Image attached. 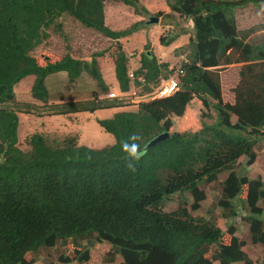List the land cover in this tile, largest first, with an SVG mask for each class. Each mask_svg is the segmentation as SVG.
Listing matches in <instances>:
<instances>
[{"label":"trees","instance_id":"16d2710c","mask_svg":"<svg viewBox=\"0 0 264 264\" xmlns=\"http://www.w3.org/2000/svg\"><path fill=\"white\" fill-rule=\"evenodd\" d=\"M108 1L0 0V264H35L34 256L60 248L72 256L62 253L59 264H86L92 239L109 245V264L116 258L120 264H257L233 224L247 222L250 243L264 246V182L248 177L255 147L264 138V43H249V33L240 36L234 12L264 0H166L173 13L193 23L191 31L180 32L189 36L188 53L178 67L183 75L173 95L141 102L135 112L97 119L113 135L112 146L94 150L74 138L57 143L35 133L28 152L18 147L19 111L12 106L14 86L23 79L34 77L30 94L44 104L49 100L46 79L57 73H65L69 83L86 74L101 95L108 93L96 61L104 52L89 60L50 51L43 58L35 55L51 27L62 34V18L114 41V51L106 52L123 97L139 77L150 93L160 78L174 72L145 50L136 80L128 79V54L119 40L145 23L110 29ZM116 1L148 15L138 0ZM155 16L171 18L161 12ZM177 37L169 33L159 43L168 47ZM230 65L240 66L232 103L223 101L220 79ZM91 96L86 103L56 106L57 114L122 106L123 97L100 98L97 91ZM162 133L169 138L147 148ZM222 173L228 176L220 183L217 206L226 231L211 217L191 214L206 199L201 186ZM184 194L192 199L191 210L185 202L175 211L163 210L167 199Z\"/></svg>","mask_w":264,"mask_h":264},{"label":"rangeland","instance_id":"374dc122","mask_svg":"<svg viewBox=\"0 0 264 264\" xmlns=\"http://www.w3.org/2000/svg\"><path fill=\"white\" fill-rule=\"evenodd\" d=\"M238 1V0H234ZM141 7L146 9L148 15L137 14L131 7L125 6L116 0H109L106 3V24L109 28L120 31L124 28H129L135 22L145 20V24L151 18H157L156 13L161 12L165 15L171 16V18L158 17V24H150L146 28L149 31L147 34L145 30H140L137 32L135 37H133L132 42L126 45L125 49L132 53L129 57L135 58L138 61V56L145 52V50L153 51L160 56L161 59H157L161 62H171L172 65L175 64V57L187 46L179 48L177 50L166 51L164 46L159 44V39L161 36L167 34V26H170L169 31H179L184 29L191 31V23H188L182 17L172 14V11L168 7L166 0H138ZM237 29L240 36L244 33H249L248 41L251 44L264 43V3L259 6H254L249 4L243 8H238L234 12ZM62 28V34L55 31L54 27L48 30L49 38L46 40L44 45L40 46L36 51L35 55L38 58H43L46 51H51L56 56H64L65 54H71L77 58L91 57L95 53H107L106 50L114 51V41L110 40L97 33L94 30L87 29L81 26L77 21L70 17H65L60 20ZM64 37L66 39H64ZM138 43V44H137ZM143 46V47H142ZM155 51V52H154ZM173 51V52H171ZM175 51V52H174ZM175 54V55H174ZM174 55V56H173ZM140 57V56H139ZM165 60V61H164ZM138 64V63H137ZM136 64V67H137ZM178 65V64H176ZM102 67V68H101ZM100 73L102 75L105 85L108 87V93L112 96L113 93L118 92V83L116 81L115 69L112 63L108 67L101 65ZM131 67V66H130ZM132 68V67H131ZM239 65H230L224 68L220 72V79L222 82L223 99L226 102H232V89L235 87L238 80ZM53 77L59 78L56 81L51 80ZM34 81V77L29 76L19 82L14 86L15 93V104L14 107L19 112L17 113L19 118L18 127V147L23 152H28L30 147L28 145V139L32 134L38 133L43 135L47 140L61 143L65 138H74L79 146H85L90 149L98 150L103 149L108 146H112L115 143L113 135L104 131L95 118L96 115L88 114V112H69L66 114H57L58 110L51 105H45L44 103L32 98L30 90ZM92 81L89 76L85 74V78L80 81L81 85H89ZM62 85H61V84ZM68 93L71 95L73 93L74 102L80 101L81 103L89 101L92 96V91L89 87H83L82 91L79 92L74 83L66 82V74L57 73L47 78L46 87L49 92V100H62L63 98H68L65 95V90L69 88ZM96 86V85H95ZM99 91V89L97 90ZM134 95L121 96L117 93L118 97L122 98V107L116 109L119 111H137L138 102L150 101L154 94H145L143 88H134ZM153 91V90H152ZM151 91V92H152ZM150 92V93H151ZM56 95L57 97H53ZM61 93V94H60ZM69 95V96H70ZM48 100V101H49ZM116 113V112H115ZM57 114V115H56ZM211 114L214 116V112L211 110ZM234 121V119H233ZM206 123H212V120L206 119ZM54 129L51 132H47L45 128ZM50 134V135H45ZM67 135V136H63ZM257 157L250 167H248V177L249 178H261L264 182V138L261 139L255 147ZM242 162L245 159H242ZM228 173H222L218 176L217 181L204 184L201 189L206 195V199L201 202L200 208L196 211L191 212L194 216L213 218L216 223L226 231V219L223 218V210L217 206V201L220 196L221 186L220 183L226 179ZM245 193H242L243 198ZM191 210L190 206L192 204V199L189 194H184L182 196L176 195L164 202L163 210L166 212H171L177 210L182 203ZM264 211V210H263ZM241 214L246 215L245 211ZM264 218V217H263ZM236 229V235L240 237L246 244L245 250L247 251L249 257L255 261L257 264L264 262V246L263 245H252L249 240L248 225L247 222L243 220L234 221L233 224ZM88 250L90 251V261L86 264H109L106 260V253L109 250V245L105 243H97L94 239L90 240L87 244ZM68 254L71 257V253L66 251L64 248L50 251H42L39 257H35V264H45V262L58 263V257L62 253ZM50 254V257L47 255ZM27 259L31 260L32 256L27 255ZM121 259L116 258L115 262L112 264H120ZM76 264V263H73Z\"/></svg>","mask_w":264,"mask_h":264},{"label":"crops","instance_id":"0c3cea01","mask_svg":"<svg viewBox=\"0 0 264 264\" xmlns=\"http://www.w3.org/2000/svg\"><path fill=\"white\" fill-rule=\"evenodd\" d=\"M105 18H106V6H105ZM105 22H106V20H105ZM169 28H170V26H167V30H169ZM145 32L148 34L149 33V31L148 30H146L145 29ZM178 33L180 32V30L179 31H177ZM135 35H137V34H134V35H132V36H130V37H128V38H126V39H121L120 40V42H121V44L123 45V47H124V50H125V47H126V45L127 44H129L130 42H132V40H133V37H135ZM187 38H188V35H186V34H180L177 38H176V40L172 43V45L170 46V47H168V48H165L166 49V51H170V50H174L175 48H179L180 46H183V45H185L186 44V42H187ZM138 44V43H137ZM48 52V51H47ZM51 52V51H50ZM155 52V51H154ZM171 52H173V51H171ZM155 57L157 58V59H161L160 58V56L155 52ZM77 58V57H76ZM81 59V58H80ZM84 60H89V59H91V57L89 58V57H86V58H83ZM97 60V63H98V68L100 69V67H101V65L102 66H104V67H108L109 65H110V63H112V65L114 66V62H113V59H112V57H111V55H109V53L107 52V53H105L103 56H101V57H99V58H97L96 59ZM162 60V59H161ZM161 60H159V63H162L161 62ZM163 61V60H162ZM165 61V60H164ZM174 61H175V63L176 62H178L179 61V58L178 57H175V59H174ZM170 65H172L171 64V62H168ZM102 68V67H101ZM61 74H63V73H61ZM55 75V74H54ZM52 76V75H51ZM50 77V76H49ZM83 78H85V74H82L81 76H80V78L79 79H77L76 81H75V85H74V87H75V89H76V87H77V89L76 90H78L79 92H81L82 91V88L84 87H89L90 88V91H95L96 90V87H95V84H94V82L93 81H90V84L89 85H81L80 84V81L83 79ZM59 78H55V77H53L51 80H54V81H56V83H57V80H58ZM47 80V79H46ZM66 82H67V76H66ZM61 84V83H60ZM62 85V84H61ZM66 86L68 87L69 85L68 84H66ZM69 88H70V86H69ZM68 90H71V88L70 89H66L65 90V94L63 93L62 95H65L66 97H68V98H63L62 100H60V102H59V100H49L48 101V103L46 104V105H51V106H56V105H62V104H67V103H75V102H77V101H75L74 102V98H72L73 97V93H71V95L68 93ZM49 93V92H48ZM52 94V93H51ZM61 94V93H60ZM70 95V96H69ZM52 96L53 97H57V93H56V95H53L52 94ZM232 100H233V97H232ZM115 112H117L116 111V109H100V110H96V111H94L93 113H89L88 112V114H92L93 116L94 115H96V119H108V118H111L112 116H113V114H115ZM45 130L47 131V132H51L50 134H53L52 133V131L54 130V129H49V127H47V128H45ZM50 134H45L46 136L47 135H50ZM44 135V134H43ZM63 136H67V135H63ZM18 143H19V140H18Z\"/></svg>","mask_w":264,"mask_h":264},{"label":"clouds","instance_id":"9594fccd","mask_svg":"<svg viewBox=\"0 0 264 264\" xmlns=\"http://www.w3.org/2000/svg\"><path fill=\"white\" fill-rule=\"evenodd\" d=\"M107 3V2H106ZM172 14H175V15H177V16H179L178 14H176V13H173L172 12ZM170 15V14H169ZM180 17V16H179ZM158 18V17H157ZM159 19V18H158ZM182 19H184V18H182ZM185 20V19H184ZM143 22H145V20H142ZM142 21H139V22H142ZM186 21V20H185ZM139 22H135V23H139ZM158 22H159V20H158ZM188 23H191V30L193 29V23H192V21L191 20H188L187 21ZM135 23H133V24H135ZM132 24V25H133ZM155 24V23H154ZM156 24H158V23H156ZM150 25V24H149ZM108 26V25H107ZM131 26V25H130ZM148 27V24L146 23L144 26H141L140 27V29L137 31V32H139L140 30H145L146 28ZM111 29V28H110ZM125 29H127V28H124V29H121L120 31H122V30H125ZM183 29V28H182ZM182 29H180V32H181V30ZM113 30V29H112ZM114 31H116V30H114ZM187 31V30H186ZM136 32V33H137ZM167 34H165L164 36H167L169 33H173L174 35L176 34V33H178V32H175V31H172V30H167ZM178 33V36L181 34V33ZM136 33H133L132 35H134V34H136ZM132 35H130V36H132ZM186 35H188V34H186ZM130 36H128V37H130ZM128 37H126V38H128ZM126 38H122V40L123 39H126ZM188 39H189V36H188V38H187V42H186V44L185 45H183V46H180L179 48H182V47H185V46H187L188 45ZM111 40V39H110ZM121 40V39H120ZM120 40H119V42H120ZM176 40V39H175ZM159 42V41H158ZM121 43V42H120ZM173 43V42H172ZM172 43L168 46V47H170L171 45H172ZM160 44V43H159ZM143 47V46H142ZM168 47H164V48H168ZM179 48H175V50H177V49H179ZM125 52L128 54V60H129V62H128V79L131 81V82H133L134 80H136V75H135V72H136V70H137V67H136V64L138 63V61H139V56H138V61L136 62L135 61V58H131L132 57V55H133V52L132 53H129L126 49H125ZM175 52V51H174ZM148 53H152L153 55H154V53H153V51H148ZM186 53H188L187 52V50L186 49H184L183 50V53H179L176 57H178L179 58V61L178 62H176L174 65H170L168 62H166L167 64H169V66H170V70H173V69H175L174 70V72L172 73V74H169L168 75V78H166V79H164V78H160V83H159V85L157 86V87H154V88H152V92L151 93H149V94H154V97L152 98V99H162V98H167V97H170L171 95H173L177 90H178V88H179V84H180V78H181V76L183 75V71H181L180 70V68H178L179 67V65L182 63V62H185L184 60H185V58H184V56H185V54ZM96 54V53H95ZM110 55V54H109ZM131 55V57H129ZM175 55V54H174ZM173 55V56H174ZM155 56V55H154ZM99 58V57H98ZM97 59V58H96ZM113 59V58H112ZM157 59V58H156ZM97 61V60H96ZM158 61V60H157ZM159 62V61H158ZM162 63H164V62H162ZM98 64V63H97ZM176 64H178V65H176ZM138 65V64H137ZM132 68H131V67ZM99 69V68H98ZM100 71V70H99ZM67 76V75H66ZM88 76V75H87ZM90 78V77H89ZM144 79V82L142 83V82H140V79ZM172 78H176V80H177V82H178V85H177V89L171 94V95H169V96H166V97H158L157 96V93H158V90H159V88L161 87V85L162 84H164V82H167V81H169L170 79H172ZM93 82H94V84L96 85L95 87H96V90L95 91H97L98 90V88H97V84H96V82L92 79V78H90ZM67 81H68V78H67ZM69 82V81H68ZM137 82H138V85L137 86H134L133 88H132V90L134 89V88H145V86H146V81H145V78L144 77H139V78H137ZM237 82H238V80H237ZM237 84V83H236ZM221 86H222V82H221ZM93 92V91H92ZM97 93L99 94V97L100 98H103V97H107V98H110L111 96V94L110 93H107V94H105V95H101L100 94V92L99 91H97ZM118 93V92H117ZM117 93L115 92V93H113L112 94V96L113 97H117L118 95H117ZM119 94V93H118ZM131 94L132 95H134L135 93H134V91H131ZM145 94H148V93H145ZM231 94L233 95V93L231 92ZM232 97H234V96H232ZM222 98H223V91H222ZM151 99V100H152ZM223 101H224V99H223ZM148 102V101H147ZM224 102H226V101H224ZM232 102H233V100H232ZM232 102H228V103H232ZM75 103H81L80 101H77V102H75ZM139 103H141V101L140 102H138V104ZM67 104H74V103H67ZM138 104H137V106H138ZM46 105V104H45ZM62 105H65V104H62ZM56 106H61V105H56ZM56 106H54V107H56ZM122 107V106H121ZM120 107H118V108H113V109H119ZM119 112H121V111H119ZM18 113V112H17ZM117 113V112H116ZM114 115V114H113ZM19 127V126H18ZM17 135H18V132H17ZM242 159H244V158H242ZM240 161H242L241 159H240Z\"/></svg>","mask_w":264,"mask_h":264},{"label":"built area","instance_id":"2783aa9c","mask_svg":"<svg viewBox=\"0 0 264 264\" xmlns=\"http://www.w3.org/2000/svg\"><path fill=\"white\" fill-rule=\"evenodd\" d=\"M140 82H144V79H140ZM178 82L176 78H172L167 82H164V84L161 85V87L158 90L157 96L158 97H166L171 95L176 89H177Z\"/></svg>","mask_w":264,"mask_h":264},{"label":"water","instance_id":"95a60500","mask_svg":"<svg viewBox=\"0 0 264 264\" xmlns=\"http://www.w3.org/2000/svg\"><path fill=\"white\" fill-rule=\"evenodd\" d=\"M158 18H151L147 21V24H154V23H158ZM169 138V134L168 133H162L160 135H158L157 137H155L154 139H152L148 145H147V148L151 147V146H154L162 141H165Z\"/></svg>","mask_w":264,"mask_h":264}]
</instances>
